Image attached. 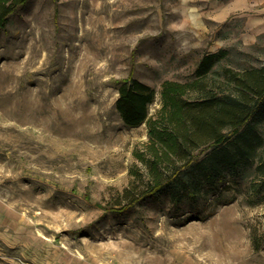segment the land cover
<instances>
[{
	"label": "rangeland",
	"instance_id": "rangeland-1",
	"mask_svg": "<svg viewBox=\"0 0 264 264\" xmlns=\"http://www.w3.org/2000/svg\"><path fill=\"white\" fill-rule=\"evenodd\" d=\"M196 0H28L0 28V264H264V191L128 205L146 124L117 82L187 81L205 52L264 64V8L225 20ZM264 134V119L260 123ZM251 181V180H250ZM260 182L261 179H255ZM141 184V183H140ZM140 189H142L140 187ZM120 202V204H116Z\"/></svg>",
	"mask_w": 264,
	"mask_h": 264
},
{
	"label": "trees",
	"instance_id": "trees-1",
	"mask_svg": "<svg viewBox=\"0 0 264 264\" xmlns=\"http://www.w3.org/2000/svg\"><path fill=\"white\" fill-rule=\"evenodd\" d=\"M27 1L0 0V28ZM228 55L225 48L205 52L189 80H164L152 115L153 87L135 77L117 82V112L128 126L145 123L148 135L134 151L143 172L132 170L121 194L128 205L157 193L174 204L215 194L218 200L234 184L264 191V64L219 69Z\"/></svg>",
	"mask_w": 264,
	"mask_h": 264
},
{
	"label": "crops",
	"instance_id": "crops-1",
	"mask_svg": "<svg viewBox=\"0 0 264 264\" xmlns=\"http://www.w3.org/2000/svg\"><path fill=\"white\" fill-rule=\"evenodd\" d=\"M204 2L206 12L216 20H225L230 13L244 6L246 2H251L254 7L264 8V0H196Z\"/></svg>",
	"mask_w": 264,
	"mask_h": 264
}]
</instances>
